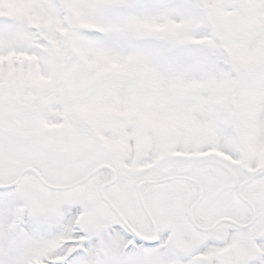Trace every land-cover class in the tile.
I'll return each instance as SVG.
<instances>
[{
  "label": "snow or ice",
  "instance_id": "1",
  "mask_svg": "<svg viewBox=\"0 0 264 264\" xmlns=\"http://www.w3.org/2000/svg\"><path fill=\"white\" fill-rule=\"evenodd\" d=\"M0 264H264V0H0Z\"/></svg>",
  "mask_w": 264,
  "mask_h": 264
}]
</instances>
